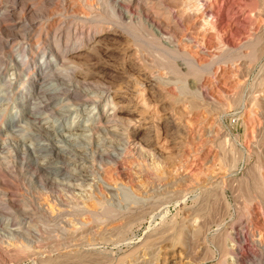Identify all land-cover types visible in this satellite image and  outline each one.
<instances>
[{
    "label": "rangeland",
    "instance_id": "obj_1",
    "mask_svg": "<svg viewBox=\"0 0 264 264\" xmlns=\"http://www.w3.org/2000/svg\"><path fill=\"white\" fill-rule=\"evenodd\" d=\"M0 264H264V0H0Z\"/></svg>",
    "mask_w": 264,
    "mask_h": 264
},
{
    "label": "bare ground",
    "instance_id": "obj_2",
    "mask_svg": "<svg viewBox=\"0 0 264 264\" xmlns=\"http://www.w3.org/2000/svg\"><path fill=\"white\" fill-rule=\"evenodd\" d=\"M98 42L99 41H93L87 48L88 49H94V47H96V45L98 44ZM95 50H96V48H95ZM128 53H129V51H124V54L127 56V59L128 58H130L129 57V55H130V53H129V55H128ZM81 54V53H80ZM80 54L78 53V52H76V51H73V52H68L66 55H65V57H67L65 60H68V61H71V60H76V59H78L79 57L78 56H80ZM82 55V54H81ZM123 55V54H122ZM78 57V58H77ZM130 60V59H129ZM68 64V63H67ZM139 73H140V71H139ZM62 75V74H61ZM144 80H146V82L147 83H149V81H150V79L149 78H147V77H144ZM145 82V81H144ZM76 88V87H75ZM116 89V88H115ZM55 91V90H54ZM53 91V92H54ZM52 92V93H53ZM56 93V92H55ZM114 93V92H113ZM113 93H112V96H111V98L113 99L115 96L113 95ZM52 95V94H51ZM141 96V95H140ZM46 97V96H45ZM143 98H144V96H143ZM148 100V99H147ZM145 102L146 101H143V103L145 104ZM147 103V102H146ZM145 106V105H144ZM144 109V108H143ZM111 119V118H110ZM101 123V122H100ZM153 142V140H152V138L150 137V136H148L147 138H144V143L146 144V145H148V144H150V143H152ZM52 246V245H51ZM45 249V248H44ZM78 261V260H77ZM81 262V261H80Z\"/></svg>",
    "mask_w": 264,
    "mask_h": 264
}]
</instances>
